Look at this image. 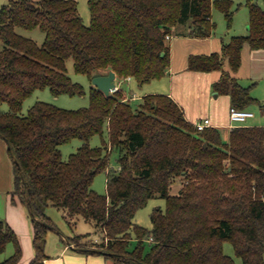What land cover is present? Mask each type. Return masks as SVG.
<instances>
[{
    "label": "trees",
    "instance_id": "16d2710c",
    "mask_svg": "<svg viewBox=\"0 0 264 264\" xmlns=\"http://www.w3.org/2000/svg\"><path fill=\"white\" fill-rule=\"evenodd\" d=\"M88 2L90 24L77 0H8L0 8V136L13 162L12 200L27 207L33 224L36 254L28 264H45L48 257L46 232L55 227L46 214L49 205L70 218L93 220L102 232L99 241L82 243L76 235L68 243L114 264H235L224 252L225 241L242 264H264V125H235L224 139L217 127L197 129L169 94L147 93L135 106L124 88L107 95L96 85L87 106L37 100L22 113L37 89L85 93L67 72L69 57L91 80L111 69L140 85L163 77L171 63L167 35L173 28L191 20L193 34H212L214 7L230 26L234 0ZM248 6L246 34L233 35L221 51L189 58L191 70H221L215 86L238 108L258 101L252 86L232 73L241 66L244 44L264 48V6L253 0ZM18 26H39L46 34L43 45L19 33ZM105 128L108 140L91 145ZM75 138L82 143L65 159L61 145ZM114 149L118 167L110 165ZM101 171L107 174L106 193L93 188ZM179 176L184 183L172 193ZM156 194L165 198L166 208L152 211L151 228L138 224V209ZM133 238L137 244L131 248ZM9 243L15 250L0 264H18L23 253L17 232L0 217V253Z\"/></svg>",
    "mask_w": 264,
    "mask_h": 264
},
{
    "label": "rangeland",
    "instance_id": "374dc122",
    "mask_svg": "<svg viewBox=\"0 0 264 264\" xmlns=\"http://www.w3.org/2000/svg\"><path fill=\"white\" fill-rule=\"evenodd\" d=\"M8 0H0V8L6 3ZM89 0H77L78 10L80 15L82 16L84 22L86 24H90L91 22V12L89 8ZM249 0H234L233 5V19L232 23L229 26L226 15L217 7L213 8V21L216 23L215 34L217 35H240L246 34L248 31V20H249ZM264 6V0H253ZM17 31L27 37L34 39L40 46L43 45L45 41V31L42 30L39 26L34 28H25L18 26ZM173 31V30H172ZM67 72L72 77V79L76 82H79L83 85L85 89V93L82 95H69V94H60L55 95L52 93L49 87L44 89H37L30 97L26 99L23 105L22 113L27 114L28 109L37 101L44 100L59 105L65 108H79L83 106H87L90 102V88L95 85L93 84L90 77L82 72H78L75 69L74 58L69 57L67 59ZM108 70L103 71V73H107ZM150 82V81H149ZM170 86L169 77H161L158 79L151 80L150 83H144L140 85L135 79L126 81L124 83L125 93L130 95L132 91L136 92L139 97L131 99L133 105H138L142 101L143 94L150 88L155 87H168ZM187 87V89H185ZM206 80L203 78H199L198 82L194 85L186 83L184 86V95L185 102L181 104L186 108L187 112L192 111L198 116H205L206 114L210 115L212 110L216 108L222 109V113L226 115V106L225 102L227 99V93H220L217 87L212 86L210 90H207ZM252 94L258 97V101L250 104L248 109L255 112V115L248 118L245 124H251L254 121H258L255 125H264V80L259 81V84L252 86ZM219 94L216 96V94ZM207 94V95H206ZM127 97V95H126ZM210 97V98H209ZM208 106L206 103L208 102ZM181 106V105H180ZM181 106V107H182ZM3 109L9 110V105L7 102H4L2 105ZM221 113V112H220ZM103 139L108 140V131L105 128L103 135L96 134L90 139V144L93 146H101L103 144ZM82 140L79 138H75L70 142L64 143L61 145V151L63 157L66 159L70 155V153L74 152L79 145H81ZM7 156L9 160V164L11 163L12 168V158L8 151V145H5L4 150L0 148V156ZM118 152L117 150H112L110 152V165L114 167H118L117 163ZM11 170V174H13ZM106 171H101L96 174L93 181V188L99 193H106ZM13 182V180H12ZM184 183V179L182 176H179L174 181L172 187L178 192ZM14 184H12L13 190ZM161 207L162 209L166 208V200L163 196L156 194L151 199H149L148 203L139 208L136 215L135 221L145 227L151 228L153 223L151 219L152 211ZM27 212V218L31 220L29 215V211L26 206H24ZM46 214L51 219V221L55 224V227L50 228L46 232V246L45 253L47 254L48 260H56L58 264H77V255H85V253H79L73 247L68 249V255H63L62 251L65 245L68 243L67 237H74L79 235V241L86 244H91L92 241H99L102 238V232L97 228L95 222L90 219H86L84 217L78 218H70L68 213L61 207H57L54 205H49L46 208ZM137 244V240L135 238L131 241V248L135 247ZM147 249L149 245L147 243ZM224 252L226 254L231 255L235 264H242V258L236 254L233 244L230 241H225L223 244ZM14 244L9 243L6 250L0 253V261L4 260L14 252ZM100 264H114L111 259H105ZM98 264V263H96Z\"/></svg>",
    "mask_w": 264,
    "mask_h": 264
},
{
    "label": "crops",
    "instance_id": "0c3cea01",
    "mask_svg": "<svg viewBox=\"0 0 264 264\" xmlns=\"http://www.w3.org/2000/svg\"><path fill=\"white\" fill-rule=\"evenodd\" d=\"M213 21V14L211 17ZM249 26V20H248ZM247 26V27H248ZM249 28V27H248ZM193 24L191 20L180 23L173 28V31L169 34L167 42L170 46L171 63L168 67L166 74L163 77H169L170 86L168 87H155L145 91L147 93H165L172 96L179 105L182 106L181 101L185 102L184 86L186 83L194 85L198 82L199 78L206 80L207 90H210L214 86L215 82L221 76V70L212 71H195L189 68V58L192 54L211 53L214 51H221L223 44L231 39L232 34L217 35L215 31L208 35H197L191 31ZM248 32V31H247ZM238 35V34H236ZM225 68L230 70V64L228 59H225ZM234 76L238 78L241 84L245 86H255L259 84V81L264 80V48H251L249 43H245L242 49V63L240 68L232 72ZM132 77L120 78L117 75L116 84L118 88H124L126 81L132 80ZM158 79V78H157ZM151 82V81H150ZM148 82V83H150ZM125 89V88H124ZM187 89V87H185ZM252 90V89H251ZM126 91V90H125ZM252 93V91H251ZM126 98L134 99L139 97L136 92L132 91L130 95L125 93ZM207 95V94H206ZM219 94L217 93L216 96ZM253 95V94H252ZM258 99L257 96L253 95ZM210 98V97H209ZM181 100V101H180ZM208 103L210 102L207 98ZM259 100V99H258ZM26 101V100H25ZM226 115L222 113V109L216 108L212 110L210 115L198 116L192 111L187 112L186 108L182 106L185 116L188 121L195 123L205 117L211 119L212 125L217 127L224 139L229 138L230 130L233 126L230 123L229 110L231 106V97L228 94L226 102ZM248 109V107H246ZM221 112V113H220ZM255 115V112H254ZM253 115V116H254ZM247 121V120H246ZM245 121V122H246ZM258 121H254L251 124H239V125H255ZM5 145H8L6 140L0 136V148L4 150ZM13 166V164H12ZM11 163L7 156H0V217L7 221L17 232L19 240L22 246V256L18 264H28L30 260L35 256V247L33 244L34 229L32 221L27 218V212L24 205L17 199L12 200L11 189L13 174H11ZM13 172V171H12ZM172 193H177L172 187ZM74 243H67L63 248V255L70 254L67 252L69 248L73 247ZM81 252V251H77ZM83 253V252H81ZM86 256L77 255V264H100L103 259L106 261L103 254H85ZM45 264H58L56 260H45Z\"/></svg>",
    "mask_w": 264,
    "mask_h": 264
},
{
    "label": "built area",
    "instance_id": "2783aa9c",
    "mask_svg": "<svg viewBox=\"0 0 264 264\" xmlns=\"http://www.w3.org/2000/svg\"><path fill=\"white\" fill-rule=\"evenodd\" d=\"M170 35H167V38H169ZM229 115H230V123L231 126L239 125L245 123V121L252 117L254 115V112L247 109V108H238L234 105L230 106L229 110ZM195 127L199 130H203L206 127L213 126L211 119L208 117H205L201 120H198L197 122L194 123Z\"/></svg>",
    "mask_w": 264,
    "mask_h": 264
},
{
    "label": "water",
    "instance_id": "95a60500",
    "mask_svg": "<svg viewBox=\"0 0 264 264\" xmlns=\"http://www.w3.org/2000/svg\"><path fill=\"white\" fill-rule=\"evenodd\" d=\"M116 78H117L116 71L111 69L107 73L94 75L92 77V82L105 94L109 95L111 92L117 89Z\"/></svg>",
    "mask_w": 264,
    "mask_h": 264
}]
</instances>
